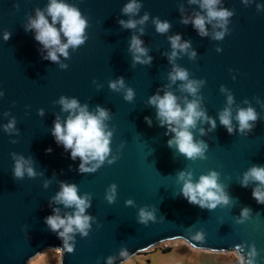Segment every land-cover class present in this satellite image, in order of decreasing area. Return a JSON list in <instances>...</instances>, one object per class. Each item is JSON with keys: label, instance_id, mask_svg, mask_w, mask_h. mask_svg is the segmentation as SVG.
Wrapping results in <instances>:
<instances>
[{"label": "water", "instance_id": "1", "mask_svg": "<svg viewBox=\"0 0 264 264\" xmlns=\"http://www.w3.org/2000/svg\"><path fill=\"white\" fill-rule=\"evenodd\" d=\"M65 2L77 6L89 26L85 44L75 51L69 49V59L61 57V62L68 64L62 70L58 64L41 58L42 46L35 41L33 32L24 30L28 16H34L36 8L44 9L48 0H0V91L4 92L0 97V264H28L39 252L55 248L59 250V264H106L107 257L118 256L121 248L128 251L124 261L172 238L208 251H235V245L243 243L245 255L247 246L255 245L256 264H264V204L252 197L255 185L244 188L238 182L251 165L264 166V0H248L247 4L242 0H221L220 7L234 12L222 41L211 38V26L209 36L202 38L191 24L180 23L181 3L188 12L198 8L188 5L187 0H139L143 6L136 18L144 12L150 14L144 25L146 34L140 38L154 59L150 66L137 64L134 68L128 52L133 30L122 29L117 22L128 19L121 13L128 0ZM152 17L168 20L172 24L170 31L156 33ZM5 31L12 34L6 42ZM177 33L191 41L197 57L190 60L182 54L176 63L189 72L190 79L205 80L198 93L203 97L201 107L217 120L216 130L207 136L198 134V128L207 129V124H198L193 130L194 138L203 139L209 146L205 160H189L169 148L167 140L171 136L164 135L167 129L158 125L155 109L147 105L158 88L170 83L167 77L172 66L161 53L171 51L167 36ZM217 47L222 51L216 52ZM118 77H124L126 85L134 90L132 102H126L123 93L109 89V81ZM93 80L103 87L98 90ZM179 83L169 90L183 104L187 93L178 90ZM221 86L227 91L221 92ZM228 94L234 98L233 117L238 107L249 104L258 113L259 119L247 136L238 131L229 135L219 123L218 113L226 106ZM62 95L77 98L90 111L96 105L110 109L111 119L105 123L113 130L109 159L118 157L113 164L106 161L95 173L79 174V158L71 160L70 153L55 143L50 131L55 116L63 119L67 115L54 103ZM41 108L45 110L44 117L38 115ZM5 112L10 115L5 116ZM145 116L152 118L151 127L145 123ZM12 117L16 118L19 135L3 130ZM233 124L238 128L235 120ZM49 147L51 153L46 152ZM12 152L31 156L35 170L44 175L14 179ZM181 170L193 171L195 180L209 170L219 172L218 182L224 185L231 203L214 210L189 204L180 194L182 183H177ZM45 180H51L47 189L43 187ZM58 181L75 183L80 195L89 193L92 197L87 214L95 217V222L87 237L76 234L73 253L62 248V241L44 222L52 214L48 205L59 191ZM113 183L117 185V195L109 204L105 195ZM128 199L135 206H126ZM145 206L155 210L157 218L147 226L138 223L139 209ZM57 207L61 214L71 211L62 205ZM244 207H250L252 214L237 223ZM198 231L204 233L203 240L191 238Z\"/></svg>", "mask_w": 264, "mask_h": 264}, {"label": "clouds", "instance_id": "2", "mask_svg": "<svg viewBox=\"0 0 264 264\" xmlns=\"http://www.w3.org/2000/svg\"><path fill=\"white\" fill-rule=\"evenodd\" d=\"M247 4L248 0H242ZM188 5H195L191 12L181 3L178 7L180 12V23L189 25L196 30L200 37L209 36V26L212 27L213 33L211 38L215 41H222L228 33V24L234 12L225 7H220L221 0H187ZM142 3L139 0H128L121 8L122 15L128 17L127 20L119 19L117 22L122 29L133 30V34L129 40L128 52L131 54L132 64L134 68L137 64L150 66L154 59L149 55L150 49L145 46L144 41L140 38L145 35L144 25L149 21L150 14L144 12L139 15ZM17 9L19 5H16ZM261 5H257L259 9ZM198 9V10H197ZM50 18V19H49ZM151 23L155 26L158 34H167L172 24L168 20H161L159 17H152ZM88 19L82 15L80 9L65 0H48L44 9L36 8L34 16H28L27 23L24 25L26 32H33L34 39L42 46L39 49L41 58L58 64L59 68L66 70L68 64L61 62V57L65 60L70 58L69 49L73 51L83 46L88 39L86 29L88 28ZM216 28L222 29L215 31ZM138 33V34H136ZM11 32L5 31L3 40L6 42L11 38ZM170 43L171 51L163 52L168 63L171 64V71L168 73L170 83L158 88L156 93L151 95L147 100V105L155 109V119L160 127H164L167 131L165 136H171L167 140V146L175 149L179 154L189 160H205L208 144L203 139H195L193 130L199 125L207 124V129L203 126L198 128L199 136H207L217 128V120L209 116L205 109L201 107L202 96H199L201 87L205 84L203 79H190L189 72L180 67L176 60L182 54L187 55L190 60H195L197 52L192 48L190 40L182 39L180 33L167 36ZM216 52L222 49L217 47ZM235 79V77H233ZM178 84V90L187 93L183 97L184 103L181 104L180 97L169 90L172 85ZM99 90L103 85L92 81ZM108 87L113 92L123 93V99L126 102H132L135 92L125 83L124 77H118L108 83ZM221 92L227 91L224 86L220 88ZM162 93V94H161ZM4 96V92L0 91V97ZM192 97L189 99L188 97ZM55 104L60 106L61 113L67 115L62 119L60 115H56L51 128V135L54 137L58 146H63L65 152L70 153V159L76 161L79 158L77 171L79 174L95 173L107 161L109 165L113 164L118 157L111 154V139L113 130L109 129V125L105 123L111 119L110 109L96 105L94 111H90L87 104H81L77 98H68L60 96ZM234 98L232 94L227 95V104L222 111L218 113V120L229 135L235 134L237 131L240 135L247 136L255 127L259 119L256 110L249 104L247 100L245 104L248 107H238L235 116L232 114V105ZM9 116L8 112L4 113ZM40 117L45 116L43 108L38 110ZM235 120L238 128L233 124ZM145 123L151 127L153 120L149 116L144 117ZM16 118L12 117L3 125L5 133L19 135V129L16 128ZM11 143H17L12 140ZM123 147V144L121 145ZM47 153L52 152V148L46 149ZM11 157L14 161L13 176L16 180L28 178H36L38 175L43 176L44 173H38L34 168L35 161L31 156L27 158L22 154L12 152ZM70 170H71V166ZM56 174L53 173V178ZM220 173L215 170H209L207 174L199 175L198 180L194 179V173L191 170H181L177 173V183H182L180 194L189 204L199 206L201 209L214 210L217 206H227L231 203L232 198L225 190L224 185L219 183ZM241 187H252V197L259 204H264V166L251 165L242 174L239 179ZM51 180H45L43 187L47 189ZM59 191L56 192L49 200V207L52 214L45 217L44 222L50 231L57 234L62 241V248L68 253L75 250V236L78 233L82 238L89 235L92 222L95 217L87 214V210L92 207V197L89 193L79 194L78 186L75 183L66 181H58ZM117 185L111 184L106 190L105 199L109 204L116 200ZM126 206H135L132 199L125 201ZM62 205L64 211L61 214ZM252 210L250 207H244L240 211L237 223H243L250 218ZM163 218V217H162ZM155 210H148V207H141L138 212V223L145 226L148 223L156 222ZM193 240H203L204 233L196 232L191 236ZM249 251L245 253V244L235 245V251L232 255L238 264H256L258 256L255 245H248ZM128 256L126 248H121L118 256H109L106 264H116L117 260L123 264V258Z\"/></svg>", "mask_w": 264, "mask_h": 264}, {"label": "rangeland", "instance_id": "3", "mask_svg": "<svg viewBox=\"0 0 264 264\" xmlns=\"http://www.w3.org/2000/svg\"><path fill=\"white\" fill-rule=\"evenodd\" d=\"M166 247L167 250H162ZM233 252L196 249L179 238H172L143 249L123 264H238ZM59 258L58 249H46L31 258L28 264H59Z\"/></svg>", "mask_w": 264, "mask_h": 264}, {"label": "trees", "instance_id": "4", "mask_svg": "<svg viewBox=\"0 0 264 264\" xmlns=\"http://www.w3.org/2000/svg\"><path fill=\"white\" fill-rule=\"evenodd\" d=\"M162 250H167V247L166 248H162ZM226 256V255H225ZM227 257V256H226Z\"/></svg>", "mask_w": 264, "mask_h": 264}]
</instances>
